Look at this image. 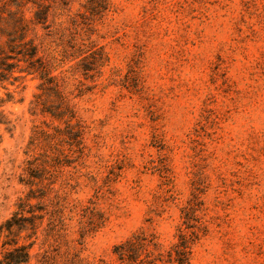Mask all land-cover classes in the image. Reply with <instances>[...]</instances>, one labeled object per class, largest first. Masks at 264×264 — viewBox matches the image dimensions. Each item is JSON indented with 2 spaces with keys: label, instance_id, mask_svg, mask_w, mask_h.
Segmentation results:
<instances>
[{
  "label": "rangeland",
  "instance_id": "obj_1",
  "mask_svg": "<svg viewBox=\"0 0 264 264\" xmlns=\"http://www.w3.org/2000/svg\"><path fill=\"white\" fill-rule=\"evenodd\" d=\"M23 1L0 51L21 20L59 86L0 81V260L264 264V0Z\"/></svg>",
  "mask_w": 264,
  "mask_h": 264
},
{
  "label": "trees",
  "instance_id": "obj_2",
  "mask_svg": "<svg viewBox=\"0 0 264 264\" xmlns=\"http://www.w3.org/2000/svg\"><path fill=\"white\" fill-rule=\"evenodd\" d=\"M9 1H11L16 6H21L23 5V2H24L23 0H9ZM43 6L44 5L42 3L38 4L39 9L36 11L37 15L43 12V8L47 9V7H43ZM13 27L15 31H17V28H19V30L22 33V35L19 36L20 43H16L15 38H9L8 44L9 45H12V43L19 44V45L22 44L23 47H21V49L17 53H20L19 55H22L23 58H18V56H14L12 50L7 52L4 49H2L0 51V81L6 80V79L8 80L10 77H14V78L19 77V76H13V73L18 64L16 63V61H12V60L10 61V59H16L17 61L25 60L29 64L28 68L29 69L31 68L38 73V76L41 79L40 87L43 90H46V91L49 89L58 90L59 84L55 80V77L49 73L47 64H45L43 61H41L39 57H37V52H38L37 46H35L32 41H26L25 30H24L25 26H23L21 20L15 22ZM8 35L9 36L12 35V32H9ZM7 95L11 96V94L9 93ZM4 100H5L4 98L0 97V105H1V102ZM43 110L48 111L54 117L63 119V105L62 104L61 106H58V107L56 106V108H54L53 110L52 108H45ZM1 119L2 118H0V122L2 121ZM25 205H26L25 201L21 200V202L19 203V208H20L19 210H24ZM18 212L19 211L15 212V215L13 216V218H15ZM15 227L18 230H21L24 226L22 224H19L18 222H13V219L8 220L3 226H1L0 235L4 231V229H6V231L10 233L13 231ZM182 239H185V237H182ZM127 242H130V241H127ZM6 243L10 244L12 248L3 252V258L0 260L1 264H23L29 260L30 258L29 245L19 244L17 241L7 242V240L4 241L2 244L4 245ZM126 244L127 243L122 244L120 246L122 252L126 250L125 249ZM181 245L184 250H187V245H184L183 243Z\"/></svg>",
  "mask_w": 264,
  "mask_h": 264
}]
</instances>
